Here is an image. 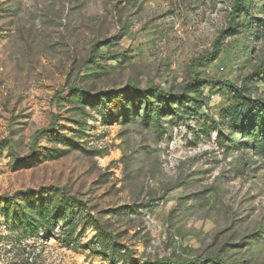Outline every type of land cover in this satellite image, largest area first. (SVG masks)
I'll list each match as a JSON object with an SVG mask.
<instances>
[{"label":"rangeland","instance_id":"1","mask_svg":"<svg viewBox=\"0 0 264 264\" xmlns=\"http://www.w3.org/2000/svg\"><path fill=\"white\" fill-rule=\"evenodd\" d=\"M236 1L0 0V264H264V158L223 117V82L264 99V0Z\"/></svg>","mask_w":264,"mask_h":264},{"label":"trees","instance_id":"2","mask_svg":"<svg viewBox=\"0 0 264 264\" xmlns=\"http://www.w3.org/2000/svg\"><path fill=\"white\" fill-rule=\"evenodd\" d=\"M235 10H240L246 12L248 15L249 6L247 4V0H237L234 6ZM109 44V42H107ZM259 74L264 76V66L262 69H257V72L252 74L253 77L255 74ZM224 85H231L234 90L237 89L236 102L234 106H230L224 112V119L232 125L236 130L240 137L239 144L243 148L253 149L255 153H259L264 158V99L261 98H253L246 97L243 95L242 89L236 88L229 82H223ZM195 85L196 97L193 98L196 100L198 105L200 98H204V86L205 82L201 80H197V83H193ZM157 98L160 102H166L169 106L173 108L172 105L173 98L170 94L161 91L160 89H155ZM179 101V97H177L176 103Z\"/></svg>","mask_w":264,"mask_h":264}]
</instances>
